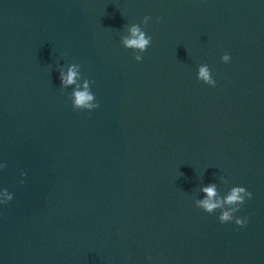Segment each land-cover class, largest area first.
Masks as SVG:
<instances>
[{"label": "water", "instance_id": "obj_1", "mask_svg": "<svg viewBox=\"0 0 264 264\" xmlns=\"http://www.w3.org/2000/svg\"><path fill=\"white\" fill-rule=\"evenodd\" d=\"M0 264H264V0H0Z\"/></svg>", "mask_w": 264, "mask_h": 264}]
</instances>
